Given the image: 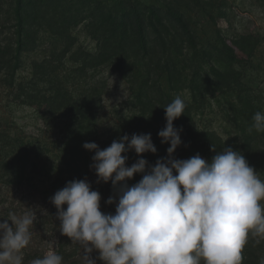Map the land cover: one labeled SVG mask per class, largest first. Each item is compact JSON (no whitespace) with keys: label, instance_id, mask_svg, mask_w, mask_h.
<instances>
[{"label":"trees","instance_id":"obj_1","mask_svg":"<svg viewBox=\"0 0 264 264\" xmlns=\"http://www.w3.org/2000/svg\"><path fill=\"white\" fill-rule=\"evenodd\" d=\"M156 1L160 5H145L137 0L117 4L102 0H0V108L4 101L37 110L50 100L68 102L59 114L64 120L61 135L53 143L27 137L0 114L1 186L39 189L46 198L69 181L87 180L95 152L85 149L84 143L95 142L100 148L105 145V134L100 129L103 87L100 81L87 83V76L94 79L108 68L131 85L132 112L126 129L130 134H151L157 148L155 154L148 152L142 157L131 151L124 153L128 157L126 166L143 158L150 169L157 160L168 158L170 144L162 143L158 133L167 123L163 107L177 96L185 101L186 109L174 121L182 140L174 158L184 160L199 154L211 162L223 150L188 124L208 96L241 89L243 74L237 67L244 68L247 62L238 59L225 41L200 43L186 15L205 13L216 24L217 18L225 16L223 7L218 0ZM83 24L97 43L94 53L73 49L71 30ZM42 33L63 41L65 48L53 50L52 56L42 62H34L32 78L21 81L18 75L24 66V55L39 47ZM67 55L72 68L66 71V77H60L59 69L63 70L62 61ZM259 142L264 144V132L247 133L232 149L242 153L255 169L262 156L253 145ZM258 170L264 180V169ZM142 176L137 173L127 184L135 185ZM50 209L49 214L35 220L22 264L44 255L33 249L40 238L36 231L53 224L59 227L58 210L54 204ZM56 252L67 263L82 249L61 235ZM241 255V264H261L264 241L260 243L250 236Z\"/></svg>","mask_w":264,"mask_h":264},{"label":"clouds","instance_id":"obj_2","mask_svg":"<svg viewBox=\"0 0 264 264\" xmlns=\"http://www.w3.org/2000/svg\"><path fill=\"white\" fill-rule=\"evenodd\" d=\"M163 108L167 123L158 135L170 144L168 158L150 169L143 158L126 166L123 154H155L151 134L125 135L105 149L95 142L83 145L95 152L98 182L111 181L117 189L115 214L101 211V195L86 180L69 181L51 197L59 231L82 249L83 264H96L94 251L103 264H241L249 237L264 239V180L231 147H223L211 162L199 154L175 159L182 140L174 121L185 114L186 103L177 96ZM252 121L249 132H264V110ZM137 173L142 179L129 186L127 180ZM35 220L26 212L0 221V264H22ZM30 264H63V257L49 250Z\"/></svg>","mask_w":264,"mask_h":264},{"label":"rangeland","instance_id":"obj_3","mask_svg":"<svg viewBox=\"0 0 264 264\" xmlns=\"http://www.w3.org/2000/svg\"><path fill=\"white\" fill-rule=\"evenodd\" d=\"M102 1L117 4L125 0ZM137 1L145 5H160L156 0ZM218 4L223 7L225 16L217 18L216 24L211 22L205 13L186 15L200 43L208 45L219 40L225 41L234 49L238 59L247 62L244 68L237 67L243 74L241 79L243 85L234 93H217L208 96L204 107L194 112L188 127L195 132H203L206 140L217 146L232 148L244 135L256 132L248 131L253 123L252 117L256 111L264 110V0H218ZM71 35L75 41L73 49L96 52L97 43L88 35L84 24L71 30ZM40 37L39 47L34 52L24 55V66L18 75L21 81L32 78L34 62H42L52 56L53 50L60 52L65 48L63 41H55L49 33H42ZM68 60L69 55L62 61L64 66L62 65L63 70L61 67L59 69L60 77H66V71L72 68ZM89 78L90 75L87 76V83L90 85L100 81L104 93L100 106V129L101 133L105 134L103 141L105 145L100 149L107 148L111 145V140L118 141L125 135L131 138L133 134H130L125 126L132 112L130 83L110 68L103 70L94 79ZM162 84H166L165 79L162 80ZM67 104V101L62 103L50 100L42 110H37L10 101L7 105L4 101L0 114L27 137L40 138L53 143L61 135L64 120L59 114ZM253 146L254 150L261 151L262 158L255 166V170L259 171L260 168L264 169V144L259 142ZM131 152L136 154L134 150ZM93 163L94 161L92 165ZM92 165L86 181L91 185L92 190L100 193L101 211L105 214H115L119 199L117 189L113 187L111 181L98 182V176ZM110 197H115L116 203L108 204ZM52 205L51 196L45 198L39 189H14L0 185V221L6 220L10 213L21 216L26 212H31L36 220H39L49 214ZM8 223L11 224V221ZM36 234L40 238L33 244L34 250L38 249L44 254L49 250L56 251L62 235L59 227L53 224L37 230ZM251 238L260 243L264 241L259 237ZM27 252L28 249H25V253ZM98 257L99 253L94 251L92 258L96 260V264H103ZM63 264H83L82 253Z\"/></svg>","mask_w":264,"mask_h":264}]
</instances>
